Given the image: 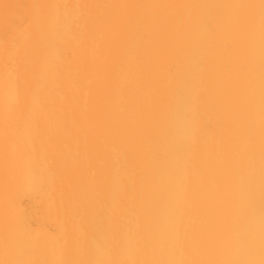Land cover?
I'll return each instance as SVG.
<instances>
[{
    "label": "bare ground",
    "instance_id": "1",
    "mask_svg": "<svg viewBox=\"0 0 264 264\" xmlns=\"http://www.w3.org/2000/svg\"><path fill=\"white\" fill-rule=\"evenodd\" d=\"M0 264H264V0H0Z\"/></svg>",
    "mask_w": 264,
    "mask_h": 264
}]
</instances>
